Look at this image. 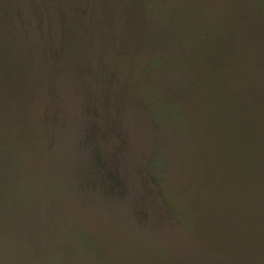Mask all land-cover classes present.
Returning a JSON list of instances; mask_svg holds the SVG:
<instances>
[{
  "label": "rangeland",
  "instance_id": "1",
  "mask_svg": "<svg viewBox=\"0 0 264 264\" xmlns=\"http://www.w3.org/2000/svg\"><path fill=\"white\" fill-rule=\"evenodd\" d=\"M0 20V264H264V0H0Z\"/></svg>",
  "mask_w": 264,
  "mask_h": 264
},
{
  "label": "trees",
  "instance_id": "2",
  "mask_svg": "<svg viewBox=\"0 0 264 264\" xmlns=\"http://www.w3.org/2000/svg\"><path fill=\"white\" fill-rule=\"evenodd\" d=\"M0 22L1 23H3V20H0ZM179 22V20H177V23ZM256 23L254 22V26L252 25V28L254 27L255 29H256ZM253 28V29H254ZM0 31H3L2 30V27L0 26ZM257 32V31H256ZM0 34H2V33H0ZM2 35H4V34H2ZM6 35V34H5ZM167 38H169V37H167ZM173 38H175V37H173ZM179 38V37H178ZM180 39H185L184 37H180ZM176 42H178V41H176ZM194 41L193 40H189L188 41V46L190 47V50H191V55L189 56V63H187L186 64V67H189L190 68V70L191 69H194L195 68V66L198 64H200V62H199V58L200 57H197V53L198 52H196V48H195V46H194ZM157 45V44H156ZM158 46V45H157ZM177 55V54H176ZM167 58V57H166ZM166 58H165V60H166ZM163 61V59H162V57H159V58H156L155 60H152V61H150L151 62V64H149L147 67H149V69L150 68H156V67H159L160 66V64H161V62ZM4 65V64H3ZM4 67L5 66H2L1 67V69L3 68L4 69ZM188 69V68H187ZM5 70H6V68H5ZM3 84H6V82L4 83L3 81H1ZM6 88V87H5ZM162 95V97H159L158 98V102L159 101H161V98L163 99V101L164 102H167V105H168V107H167V110L169 109V108H173V109H175L174 108V105H176V102L175 101H172L171 100V98L170 97H167V95L166 94H164V93H161ZM142 102L144 103V105H145V107L147 108V109H150V110H152V111H154L153 110V106H152V104H151V97L150 98H148L147 96H146V94H144L143 96H142ZM201 102V105L200 104H198L199 106L197 107V117H203V112H206L207 110H208V108L210 107V106H208V104H206V97L205 98H202V100L200 101ZM159 107H160V105H159ZM0 110L2 111L3 110V106L0 108ZM209 113L210 112H208V115H206L205 117H203V124H202V126H203V128H204V130L207 128V126H208V123H209V121L211 120V118H210V115H209ZM159 117H161L160 119H161V121H163V117H162V115H159ZM166 122H168V123H178L177 121H180V116L176 113V115L174 116V115H170V116H168V119L167 120H165ZM191 122V121H190ZM209 127V126H208ZM0 129H1V126H0ZM11 140H13V139H11ZM220 140V139H219ZM218 140V141H219ZM13 142V141H12ZM11 141H10V143H12ZM224 142H225V140L224 139H222V140H220L219 141V143L220 144H222L223 145V148H222V151L224 150V153L222 154V156H223V159H225V160H230V152L228 151V150H226V147L224 146ZM236 142H238V141H236ZM235 142V143H236ZM240 142V141H239ZM8 145H10V144H8ZM225 145H226V143H225ZM237 148H240V147H237ZM236 148V149H237ZM238 150V149H237ZM5 152H6V139L3 137V136H1V134H0V159H1V161L3 160V157L5 156ZM212 154H213V151L212 150H209L208 149V147H207V144H205L204 145V147L201 149V152H200V157H203L204 159L207 157V158H210L209 156H211L212 157ZM202 158V159H203ZM204 159L202 160V161H196V164L197 165H199L200 163H201V168H202V174H206V175H210V174H214V172L212 171V168L214 167H206L207 166V163L208 162H205L204 161ZM214 160V159H213ZM0 161V166H3L4 164H3V162H1ZM159 160H157V162H158ZM209 161H212L211 159H209ZM160 162V165H158V166H156L157 168H156V172H158V173H160L159 171V168H161V172L164 170L163 168H164V166H163V164H162V162L161 161H159ZM217 162H218V160H217ZM156 163V162H155ZM210 164V163H209ZM213 165H214V161H213ZM215 168V167H214ZM213 168V169H214ZM156 172H155V174H156ZM157 173V174H158ZM224 174V173H223ZM226 175H229V174H226ZM157 177L156 178H160L158 175H156ZM201 177H204V176H201ZM228 176H223V177H219V180H220V182L222 183V181H224L226 184H228V183H230V180L227 178ZM225 178L227 179L226 181H225ZM218 184V183H217ZM219 185H221V184H219ZM221 187V191L223 190H225V191H228V190H230V189H228L227 187V185L225 186V187H223L222 185L220 186ZM162 189H163V187H162Z\"/></svg>",
  "mask_w": 264,
  "mask_h": 264
}]
</instances>
